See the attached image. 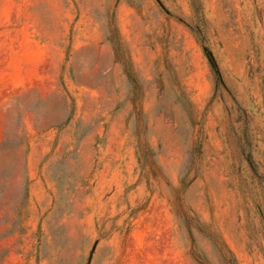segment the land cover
Returning a JSON list of instances; mask_svg holds the SVG:
<instances>
[{
  "label": "rangeland",
  "instance_id": "1",
  "mask_svg": "<svg viewBox=\"0 0 264 264\" xmlns=\"http://www.w3.org/2000/svg\"><path fill=\"white\" fill-rule=\"evenodd\" d=\"M0 264H264V0H0Z\"/></svg>",
  "mask_w": 264,
  "mask_h": 264
},
{
  "label": "trees",
  "instance_id": "2",
  "mask_svg": "<svg viewBox=\"0 0 264 264\" xmlns=\"http://www.w3.org/2000/svg\"><path fill=\"white\" fill-rule=\"evenodd\" d=\"M191 3L197 4L198 0H191Z\"/></svg>",
  "mask_w": 264,
  "mask_h": 264
}]
</instances>
